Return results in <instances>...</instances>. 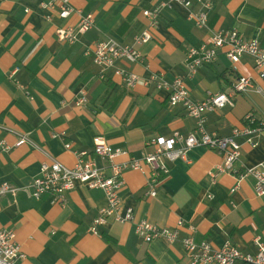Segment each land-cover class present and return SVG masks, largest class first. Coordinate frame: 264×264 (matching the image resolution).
I'll use <instances>...</instances> for the list:
<instances>
[{
	"label": "crops",
	"instance_id": "crops-1",
	"mask_svg": "<svg viewBox=\"0 0 264 264\" xmlns=\"http://www.w3.org/2000/svg\"><path fill=\"white\" fill-rule=\"evenodd\" d=\"M41 1L47 0H0V186L7 182L16 189L0 195V230L15 233L14 240L25 255L15 263L188 264L180 240L146 242L131 221L109 219L98 227V235L91 233L89 227L107 200L100 189L80 185L59 205L51 204L47 193L32 197L29 182L49 156L66 166L75 163L80 151L91 156L98 134L138 157L146 140L194 129L195 120L180 105H170L166 91L142 82L129 88L114 75L115 68L144 78L152 73L167 81L185 78L196 101L209 93H230L239 76L251 78L261 93H236L232 105L203 115L205 129L219 136L244 126L249 114L264 122V79L253 60L233 64L224 50L212 64L187 77L186 49L210 36L191 17L200 9L195 2L191 7L171 2L161 8L151 26L142 11L167 0H69L79 13H91L94 25L77 41L64 43L56 39L55 28L75 25L79 15L59 18V3L43 9ZM210 1L209 30L235 29L244 41L256 40L264 48V0ZM144 29L152 38L137 49L148 68L141 62L120 60L102 72L87 53L103 39L132 45ZM80 93L87 96L82 105L76 104ZM20 135L28 142L16 145ZM253 138L254 147L244 136L236 137L240 157L233 166L235 173L219 175L214 181L209 172L221 164L222 157L212 149L196 146L188 151L187 160L168 161L169 172L160 179L155 196L147 194L149 166L143 171L127 170L119 193L123 206L133 209L135 221L175 228L182 220L178 237L193 226L197 241L205 240L214 248L229 241L244 253H256L258 243L264 244V196L255 194L256 180L251 175L231 192L237 173L264 162V129Z\"/></svg>",
	"mask_w": 264,
	"mask_h": 264
},
{
	"label": "built area",
	"instance_id": "built-area-1",
	"mask_svg": "<svg viewBox=\"0 0 264 264\" xmlns=\"http://www.w3.org/2000/svg\"><path fill=\"white\" fill-rule=\"evenodd\" d=\"M55 2L59 3L57 16L67 18L71 13L79 15V20L75 25L66 27L58 26L55 28L56 39L64 43H73L78 40L80 35L86 33L94 25V18L91 13H79L74 9L69 0H47L41 1L40 7L43 9H53ZM171 2L182 4L185 7H191L193 2L200 5V9L191 12V17L195 25L199 28H206L209 31L207 41L188 47L184 58V67L187 77L194 75L197 70L205 65L212 64L216 60L220 50H224L226 57L236 64L237 61L253 60L254 66L259 71V77L264 79V48L256 40L244 41L235 29L212 30L208 28V11L212 7L210 0H167L152 9H144L142 14L149 20L151 26L157 23L160 10L164 6H169ZM50 19V16H47ZM152 36L148 29L134 37L132 45L120 44L113 39L101 40L92 45L87 53L91 55L93 62L104 69L113 68L115 63L120 60L135 63L141 62L148 68L144 62L141 52L137 46L145 44L151 40ZM16 72L12 69L11 76ZM114 75L129 88H134L139 82L145 86L153 83L156 90L166 91L169 104L173 106L180 105L186 114L195 120L194 129L186 134L179 131H173L170 135H157L145 141L144 149L140 156L134 157L126 148L109 141L103 135H95L93 139V149L91 156L86 151L76 153V161L72 166L54 160L49 155L48 161L40 164L39 173L30 180L28 188L31 196L39 199L43 194L50 195L51 204L64 205L66 203L67 193L80 185L90 189H100L105 196L106 204L99 211V214L93 219L89 231L99 233L98 227L107 223L109 219L114 222L125 223L134 222L135 232L144 241L151 242L155 239H165L173 243L181 241L184 256L188 264H264V244L258 243L257 252L244 253L237 246L229 241L224 242L220 247L214 248L205 240L197 241L194 237L195 227L189 226L186 235L179 236V227L183 221L177 222V227L158 226L150 224L146 220L135 221L133 209L124 207L119 195L122 186H124V173L127 170L143 171L144 166L150 167V173L147 175L146 189L150 196L156 195V188L162 177L168 174L167 162L176 159L187 160L188 151L196 146H203L216 151L222 157L220 165L209 172V177L214 181L219 175L226 173H235L234 163L240 157V144L236 137L244 136L252 147L256 145L254 136L264 129V122L256 120L252 115H246L245 125L240 128H234L229 136H219L214 132L205 129V113L223 108L226 105L233 104V96L236 93L255 91L261 93V88L256 86L251 78L239 76L233 84L230 93L218 92L209 93L204 99L196 101L190 96L185 78L174 77L167 81L159 73H152L149 77H141L125 69H114ZM87 101V96L80 93L76 104L82 105ZM28 142L24 135H20L16 145ZM69 147L68 144L65 145ZM120 157H125L124 161H118ZM96 158L103 161L102 166L98 165ZM236 183L231 188L234 192L240 181L251 175L254 180V190L257 196H264V162L247 168L245 171L237 173ZM15 187L4 182L0 186V195L6 192H14ZM13 230H0V264H16L19 258H25L19 244L14 240ZM256 242H258L256 240Z\"/></svg>",
	"mask_w": 264,
	"mask_h": 264
}]
</instances>
